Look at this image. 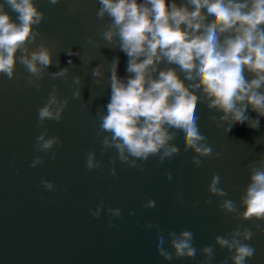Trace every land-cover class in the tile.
Instances as JSON below:
<instances>
[{
	"label": "water",
	"instance_id": "obj_1",
	"mask_svg": "<svg viewBox=\"0 0 264 264\" xmlns=\"http://www.w3.org/2000/svg\"><path fill=\"white\" fill-rule=\"evenodd\" d=\"M34 2L44 13L38 26V42L42 39L53 48L54 59L55 52L60 51V68L70 67L69 59L76 67L65 79L45 76L39 90L26 84L29 74L19 62L14 79L0 74V264H203L205 257L199 249L214 244L216 236H226L238 225L253 231V238L246 243L255 248V254L246 264H264V233L256 229L257 224L264 227V222L238 220L219 207L221 199H232L239 212L244 210L240 197L249 183L246 165L264 155V143H256L257 137H264V117H259V130L247 123L235 124L225 135L226 124L217 127L209 120L210 116L218 119L223 113L208 109L206 102L198 103L200 132L214 152L222 153L221 157L203 158V166L196 168L192 164L194 153L184 152L182 130L173 129L177 136L172 143L180 148V153L170 161L160 164L158 157H151L143 170L129 168L118 159L112 165L110 160L116 150L103 151L102 135L108 133L97 135L99 116L106 114L110 100V63L119 57L118 76L125 78L130 75L126 72L128 57L118 48L107 46L101 37L110 21L107 16L103 20L97 18L99 0H60L55 6L49 0ZM172 2L168 0L169 5ZM175 2L179 5L186 0ZM8 11L15 19L16 13ZM88 37L99 41L100 47L87 44ZM68 48L80 52L91 63H82L79 56L69 57L64 52ZM100 63L104 65V77L102 85L97 86L91 72ZM168 67L176 68L183 79L178 66L160 65L161 69ZM58 70L55 66L48 69ZM74 76L82 78V100L71 98ZM245 77L253 78L247 71ZM53 84L61 98H69V104L60 122L47 121L38 128L37 110L46 103ZM91 93L97 97L90 101ZM248 115L258 116L251 107ZM45 129L49 137L58 136L62 142L54 146L55 160L50 158L51 153L39 152L35 147L36 137ZM90 151L102 162L101 168H86ZM37 156H42L44 162L33 168L30 165ZM112 167L117 169L116 176L111 175ZM169 172L173 174L171 181L167 178ZM214 174L220 176L219 186L228 193L227 197L209 194L208 185ZM44 179L54 181L56 190L46 191L41 185ZM178 197L183 203L178 202ZM149 199L157 201L156 208L143 207ZM208 199L213 201L211 205L204 203ZM101 200L105 211L95 218L89 209H95ZM193 201L199 204L193 207ZM108 207L120 208L122 217L112 221ZM132 210L136 215L130 214ZM110 221L116 226L110 228ZM149 223L159 225V230L147 228ZM183 230L194 234L196 257L165 261L156 252L159 235L162 232L167 241L169 232ZM164 247L171 250L167 242ZM229 255L226 249L216 246L209 264H221ZM228 264L232 262L229 260Z\"/></svg>",
	"mask_w": 264,
	"mask_h": 264
},
{
	"label": "clouds",
	"instance_id": "obj_2",
	"mask_svg": "<svg viewBox=\"0 0 264 264\" xmlns=\"http://www.w3.org/2000/svg\"><path fill=\"white\" fill-rule=\"evenodd\" d=\"M60 0H49L52 6ZM97 18H109L106 28L100 33L106 45L118 48L127 57L125 78L118 76L119 57H115L108 68L110 75V100L106 105V114L99 116L98 136L102 135L103 151L116 150V156L110 160L112 165L117 159L129 168L144 169V163L151 157H158L160 164L173 159L180 153V148L172 143L177 132L182 130L184 152L191 150L192 164L196 168L203 166V158H219L221 152H214L207 137L198 127L196 108L198 103H205L208 109L223 113L217 119L209 120L217 127H224L227 135L235 124H245L255 130L260 128L259 117H264V0H186L169 5L168 0H99ZM190 8L192 10H190ZM16 13L13 19L8 11ZM206 9V11H205ZM209 18L210 22H209ZM44 20L34 0H3L0 2V74L9 80L15 78L17 62L23 65L29 74L27 85L39 90L45 76L52 80L65 79L76 67L71 59L70 67L60 68L59 54L41 38L39 25ZM36 26V27H34ZM223 37V38H222ZM87 44L100 47L99 41L88 37ZM35 45V48L30 47ZM20 53L17 56V53ZM69 57L79 56L82 63L91 61L73 52L72 48L64 51ZM143 58V59H141ZM162 63L176 65L184 74L181 79L176 68H160ZM52 66L59 70L50 72ZM104 65L92 69L94 84L101 86L104 77ZM245 71L253 78L246 79ZM185 81L193 83L187 84ZM72 99L82 100L83 87L80 76L72 77ZM200 95H197V91ZM97 96L91 93L90 101ZM69 104V98H61L58 88L52 85L46 103L37 110V127H44L47 121L60 122ZM88 108V104L84 103ZM251 107L258 116L248 115ZM58 136H48L45 129L36 137V150L51 153L56 159L54 146L61 144ZM256 143H264V137H257ZM138 161L140 163H138ZM44 162L42 156L35 157L31 167ZM102 162L96 153L90 151L86 157L88 171L99 169ZM249 183L243 189L240 203L244 207L238 211L232 199H221L220 209L225 214L243 221L264 222V155L249 161ZM111 175H117L112 167ZM168 180L173 174H167ZM46 191H55L54 181L41 180ZM220 176L214 174L208 185V192L218 198L227 197L228 193L220 186ZM178 202L183 203L182 197ZM211 205V199L205 200ZM199 201H193L196 207ZM157 201L149 199L144 208H156ZM105 211L101 200L95 209H89L90 215L100 218ZM112 221L122 217L120 208H107ZM136 215L135 210L130 212ZM110 221L109 227L116 225ZM147 228H157L151 223ZM264 233V227L256 225ZM253 238L249 228L237 226L226 236H216L214 244L202 247L199 253L205 257L203 264H209L214 258L215 247L226 249L230 255L221 264H246L255 254V248L246 243ZM194 234L190 230L179 233L169 232L159 235L156 252L165 261L173 259H194L197 248L193 245ZM170 249L165 248V243Z\"/></svg>",
	"mask_w": 264,
	"mask_h": 264
}]
</instances>
